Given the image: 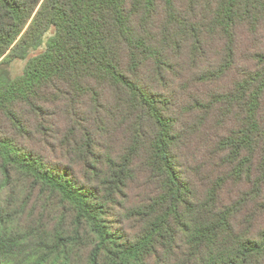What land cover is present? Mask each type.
Segmentation results:
<instances>
[{
	"label": "trees",
	"instance_id": "trees-1",
	"mask_svg": "<svg viewBox=\"0 0 264 264\" xmlns=\"http://www.w3.org/2000/svg\"><path fill=\"white\" fill-rule=\"evenodd\" d=\"M0 264H264V0H0Z\"/></svg>",
	"mask_w": 264,
	"mask_h": 264
},
{
	"label": "rangeland",
	"instance_id": "rangeland-1",
	"mask_svg": "<svg viewBox=\"0 0 264 264\" xmlns=\"http://www.w3.org/2000/svg\"><path fill=\"white\" fill-rule=\"evenodd\" d=\"M51 32L52 31H49L48 34L46 35V37L49 36ZM44 48H45V43H43L36 50H31L30 53H29V55H28V57L26 59H23V60L16 59V60L12 61L11 63L5 65L3 68L5 69L8 77L13 78V77L21 74V72H22V70H23V68H24V66H25V64L27 62V59L30 56H32V55H34V54L42 51ZM19 188L17 189V191H19ZM23 199H24L23 196L17 192V193H15L13 195L12 203L14 205H18V204L22 203ZM16 208H17V206H15L12 209H16ZM36 212L38 214L43 215L46 218V221L48 219V221L46 223L48 224L49 228H52L54 226V224L56 223V221H57V219L54 216H49L48 213H45L42 210L37 209ZM55 216H57V215H55ZM27 219L28 218H26V215L23 214V213H22L21 216L17 217L16 218V229L17 230H24V229H26V227L28 226V223L26 221ZM66 221L69 222L70 221V218L68 217ZM87 256H88V249L85 248V247H83V248H80L77 251V253L73 255V259L72 260H78V261L84 263L87 260Z\"/></svg>",
	"mask_w": 264,
	"mask_h": 264
}]
</instances>
